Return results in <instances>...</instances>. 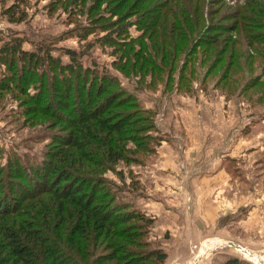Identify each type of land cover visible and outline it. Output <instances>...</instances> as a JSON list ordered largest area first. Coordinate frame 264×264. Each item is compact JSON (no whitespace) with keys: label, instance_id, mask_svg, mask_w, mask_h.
I'll list each match as a JSON object with an SVG mask.
<instances>
[{"label":"rangeland","instance_id":"rangeland-1","mask_svg":"<svg viewBox=\"0 0 264 264\" xmlns=\"http://www.w3.org/2000/svg\"><path fill=\"white\" fill-rule=\"evenodd\" d=\"M175 1L180 5L169 3V7L174 6L175 12L171 13L175 19L166 18L159 22L167 24L166 28L173 26L174 32L168 29L169 37L177 36L176 43L186 48L188 42L179 34V28L185 22L177 16L178 8L185 10V2ZM243 3L244 0H218L212 4L217 12L212 20L209 17L202 19L222 23L224 20L220 19L223 16L219 17L222 13L233 11ZM189 4L190 11L195 6L202 12L211 7L206 0L204 3L202 0H190ZM113 5L109 0H101L98 7L95 0H0V187L3 175L6 187L12 186L13 182L24 183L30 178L29 172L43 163L47 153L59 151L63 145L60 138L73 132V129L61 126L49 109L63 112L66 107L79 105L77 99L85 84L82 77H73V84L78 86L69 96L66 89L67 101L61 93L54 92L53 83L60 75L65 78L67 72L79 70L81 64V70L89 69L86 71L90 72L86 86L95 74L107 80L111 78L116 84L115 87L106 85L109 91L116 90V99H120L118 106L109 108V112H131L146 135L158 139L128 141L129 148L148 143L154 151L151 154L124 152L122 160L111 163V168L103 170L100 175L106 181L105 189L115 198L128 202L132 208L140 209L153 219L147 239L153 247L165 250L164 264H220L228 257H238L246 264H264V60L251 46H247L246 35L250 34L240 29L216 34L217 42L208 49L200 45L183 71L179 65L187 57L181 51L176 52L175 68L168 78L170 56L174 51L170 43H164L166 34L153 33L148 39L144 38V43L135 41L128 46L122 41L127 34L118 30L117 16L110 18ZM135 17L133 15L124 22L130 38L142 34L139 26L131 24ZM202 19L198 20L200 32L208 22ZM258 32L264 37V28ZM223 39L229 42L225 43L228 47L221 54L220 62L217 61L215 68L208 73L205 83L202 76L221 48ZM235 39H238L235 48L252 54L251 63L248 60L241 64L243 69H248L252 75H261L256 88L251 93L244 92L239 98L235 95L243 79L230 88V97L221 93V85L214 87L229 58L231 40ZM149 45H153V51H150L153 67L142 60L149 52ZM128 51L126 60L124 53ZM134 51L139 54H133ZM40 65L42 74L37 68ZM233 69L236 75L241 72ZM39 83L45 86L42 94ZM105 93L99 98L103 99ZM176 96H181L186 102L194 101L204 106L212 104L209 110L202 108L201 113H189L187 119L183 116L182 122L179 119L173 123L185 126L189 132L187 139L212 140L213 145L199 147L205 154L211 150L212 158L207 159V165L220 166L225 173L221 177L212 178V174L190 180L185 173L186 162L181 159L176 166L183 176L165 184L176 185L173 191L167 186L161 189L158 176L163 171L158 170L156 153L166 139V132H161L160 127H164L171 109L180 113V107H173L171 102ZM94 99L93 106L98 101V98ZM46 107L48 109L45 110ZM196 147L187 149L193 152ZM240 147H244L243 151ZM241 151L244 153L239 157L236 152ZM214 155H223L225 159L221 158L220 164L219 160H213ZM14 159L20 160L18 165H22L26 178L18 176L16 169L14 171ZM201 163L196 165L199 174L204 171L202 165L205 162ZM198 185L204 187L202 191L198 190ZM1 197L2 188L0 200ZM217 205L221 208L215 213ZM230 210L233 212H228ZM237 246L248 249L250 256L241 254Z\"/></svg>","mask_w":264,"mask_h":264},{"label":"trees","instance_id":"trees-1","mask_svg":"<svg viewBox=\"0 0 264 264\" xmlns=\"http://www.w3.org/2000/svg\"><path fill=\"white\" fill-rule=\"evenodd\" d=\"M206 1L211 6L206 12L200 11L197 6L190 11V0H184L185 10L178 8L177 16L185 22L184 26L179 28V34L181 39L188 42L186 48L176 43L178 37L174 33L171 34L175 38L169 37L168 29L174 32L173 26L166 28L167 24L161 25L159 22L166 18L175 19L171 13V11L175 12L174 6L169 7L170 2L180 5L175 0H109L114 3L111 8L114 11L109 14L110 18L117 16L118 30H124L127 34L126 39L122 41L128 46L135 41L139 44L144 43V38L148 39L153 33L159 32L161 36L163 33L166 34L167 39H164V43H170L171 50L174 51L170 56L168 78L172 76L171 73L175 68L176 52L181 51L187 57L179 65L180 71H183L195 50L200 45L208 49L217 42L216 34L222 31L236 32L240 29L249 33V36L246 35L247 46H251V49L260 54L264 60V37L258 32V29L264 28V0H244V3L237 5L233 11L224 12L219 16H223L220 19V21L224 20L222 23L202 19L209 17L212 20L217 13L212 8V4L217 3L218 0ZM100 2L101 0H95V6L98 7ZM204 2L205 0H202V3ZM129 9L130 12L127 11ZM120 10L121 12H118ZM133 15L136 17L131 24L139 26L142 34L130 38L124 22ZM199 18L208 21L207 26L202 29L203 33L198 30ZM145 33L147 36H144ZM222 43L213 62L209 63L202 76V81L205 83L208 73L215 68L217 61L220 62L221 54L228 47L227 39H223ZM237 44L238 39L231 40L229 58L214 84L217 88L221 85L220 91L226 97L232 95L230 88L235 87L233 84L238 85L240 82L238 80L241 79L244 82L239 83L235 97L239 98L246 91L251 93L261 76L252 75L248 69H243L241 64H246L248 60L251 63L252 54L247 51L240 52L241 50L235 48ZM149 46L148 51H153V45ZM149 52L142 60L153 67ZM124 54L127 60L129 51ZM133 54L139 53L134 51ZM140 65L144 68L143 63ZM37 68L39 73L43 71L41 65ZM81 68L80 64L79 70L73 73L67 72L65 78L60 75L53 83L56 90L54 92L61 93L67 101L65 97L67 90L69 96L72 89L78 86L73 84V77H82L81 80H85V84L81 88L83 93L81 92L77 99L79 105L66 107L63 112L49 109V113L54 118H58L56 121L61 126L65 129L67 127L73 129L71 135L60 138V143L63 145L59 151L54 154L47 153L43 163L36 166L31 173L29 169L27 170L30 178L24 183L13 182L12 186L6 187L4 175L2 176L0 264H164L167 257L165 250L158 246L153 247L152 242L147 239L148 228L152 225L153 219L140 209L132 208L133 205L128 202H121L115 198L113 193L105 189L106 181L100 175L103 170L111 168V163L122 160L124 152L151 154L154 151L148 143L129 148L126 144L128 141L136 138L155 139V141L158 139L147 136L145 129L131 112H109V108L118 106L120 99H116V90L109 91L106 85L115 87L116 84L112 83L114 81L111 78L109 81L106 77L95 74V78L90 79L86 86L88 80L86 78L90 72L86 71L89 69L81 70ZM233 68L241 72L236 75ZM159 71L162 72V69ZM69 73L72 74L69 76ZM39 84L42 85V88H38L42 94L45 86ZM67 84L68 87L65 88ZM94 87H96L95 91H93ZM103 93L105 96L100 99L99 96ZM91 94L98 98L94 106L95 97L93 98ZM14 161L16 174L20 177L27 176L21 168L22 165H18L20 160L14 159ZM100 247L104 250L99 249ZM220 264H246V262L238 257H228Z\"/></svg>","mask_w":264,"mask_h":264},{"label":"crops","instance_id":"crops-1","mask_svg":"<svg viewBox=\"0 0 264 264\" xmlns=\"http://www.w3.org/2000/svg\"><path fill=\"white\" fill-rule=\"evenodd\" d=\"M213 94V93H212ZM182 97L181 96H176L173 97L171 99V102L173 107H175L176 105H178L179 111L180 113L178 114L177 112H175L173 109H171V113L168 115L167 120L164 123V127L161 128L159 130H161V132H166L164 133V136L166 135V139L164 140V143L162 142V144L159 146L157 153L158 154V158H157V164H158V170L163 171V173H160L158 178L161 181V189H166V186L168 188H170L171 190L174 191L175 186L173 183H170L171 185H165L167 181L172 182L173 180H179L181 178L182 172L179 173V170L177 169L178 163L181 161V159H183L186 162V166H185V173L188 176V178L191 180V178L193 179H199V178H205V177H209L212 174V178H214L215 176H223L224 175V170L220 169V166L215 167V166H210L207 165L208 160L207 159H211L212 158V153L211 150L210 152H208L207 154L204 153V151H202V149L200 147L204 146V145H213L214 142L212 140H192V139H187V137L189 136V132L187 131V129L185 128L184 125H182L181 123H177V125H174L175 123H173L174 120H179V122L183 121V116H185L187 119L188 117H190L189 113H201L202 112V108H205L206 110H209V108L212 106V104L208 105V106H204L202 104H199L197 102H186V100H184L185 102L182 101ZM214 99V98H213ZM218 102V100H215ZM182 104V105H180ZM181 117V118H180ZM200 126V125H199ZM216 127V126H215ZM218 127V126H217ZM200 130L204 129L200 126ZM200 133H202V131H200ZM199 133V134H200ZM227 141V139H226ZM190 146H197L196 150L191 152L189 151L187 148ZM200 146V147H199ZM237 146V145H236ZM242 148L244 147H240V149L242 150ZM248 150L251 148H247ZM228 150V149H227ZM226 150V152H227ZM234 150V149H233ZM235 151V150H234ZM243 151V150H242ZM236 152V154H238V156L240 157V155H242V153L244 152ZM228 153V152H227ZM223 157V155H218L213 157V160H219L220 164H221V158ZM223 160L225 159L222 158ZM222 160V161H223ZM198 162H205L204 165H202V169H204L202 174L198 173V170H196L197 168V163ZM201 163V164H202ZM200 164V166H201ZM199 166V167H200ZM209 181V180H208ZM165 182V183H164ZM204 187H201V185H198V190L200 191L201 189H203ZM202 191V190H201ZM218 203V202H216ZM215 213L221 208V205H217L215 207ZM230 213L233 212V210L228 211ZM214 217H212L213 219ZM213 220H211V224H212Z\"/></svg>","mask_w":264,"mask_h":264},{"label":"bare ground","instance_id":"bare-ground-1","mask_svg":"<svg viewBox=\"0 0 264 264\" xmlns=\"http://www.w3.org/2000/svg\"><path fill=\"white\" fill-rule=\"evenodd\" d=\"M240 247H241V246H240ZM239 252H240L241 254L244 253V255L246 254L245 256H250V253H249L248 249H246L245 247L240 248V249H239Z\"/></svg>","mask_w":264,"mask_h":264},{"label":"water","instance_id":"water-1","mask_svg":"<svg viewBox=\"0 0 264 264\" xmlns=\"http://www.w3.org/2000/svg\"><path fill=\"white\" fill-rule=\"evenodd\" d=\"M238 248H240L239 246H237Z\"/></svg>","mask_w":264,"mask_h":264}]
</instances>
